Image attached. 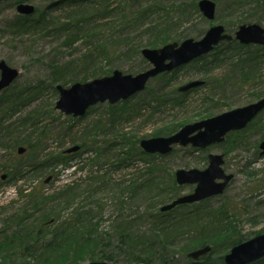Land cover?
Masks as SVG:
<instances>
[{
	"label": "rangeland",
	"instance_id": "1",
	"mask_svg": "<svg viewBox=\"0 0 264 264\" xmlns=\"http://www.w3.org/2000/svg\"><path fill=\"white\" fill-rule=\"evenodd\" d=\"M106 1L0 2V61L19 71L0 92V232L17 230L8 218L22 216L18 213L32 216L29 223L34 225L44 216L51 217L57 221L56 226L72 215L92 226L99 242L93 259L80 264L106 261L101 257L114 251L120 228L127 222L136 226L129 233L134 232L133 238H137L138 232L147 236L160 233L153 230V224L159 221L161 229L170 220L168 232L174 236V246L167 255L176 264L194 261L185 249V236L178 235L186 231L180 226L192 236H207L217 211L228 216L217 218L221 233L232 221L236 231L246 237L244 241L264 234V154L259 150L264 140V118L259 130L256 126L247 130L232 147L225 143L205 150L177 146L162 156H147L138 150L143 139L168 137L186 124L262 99L264 46L236 41L242 45L237 48L223 42L216 53L150 79L146 89L128 101L97 104L82 117L56 109L58 85L69 88L77 82L111 76L115 70L135 76L151 69L143 49H159L187 39L199 41L216 25L224 26L232 35L242 25L259 24L264 28V0H212L216 3L213 20L200 10L201 0ZM20 2L32 5L34 14L21 15L17 10ZM149 7L153 8L147 17L130 23L133 14ZM163 30L166 44L152 47L150 44L161 38ZM101 45L113 54L100 57ZM196 80L204 83L190 91H179ZM125 137L131 144L138 143V151L122 145L128 143ZM76 145L84 148L63 154ZM20 147L25 149L22 154L18 152ZM209 154H223L222 168L233 175L224 194L207 199L202 206L186 203L162 211L166 204L196 187L178 185L176 172L206 169ZM149 169L157 179L154 192L148 196L145 191L130 192L134 179ZM20 171H24V178L12 177ZM117 184L121 186L118 192ZM122 190L127 197L117 196ZM182 215L190 219L181 220ZM225 245L224 241L216 245L215 258L230 251H222ZM116 255V264H135L126 253ZM215 258L213 263L220 264ZM0 264H5L2 256Z\"/></svg>",
	"mask_w": 264,
	"mask_h": 264
},
{
	"label": "water",
	"instance_id": "2",
	"mask_svg": "<svg viewBox=\"0 0 264 264\" xmlns=\"http://www.w3.org/2000/svg\"><path fill=\"white\" fill-rule=\"evenodd\" d=\"M2 1L9 0H0V2ZM199 8L207 19L213 20L215 18L216 3L212 0H201ZM34 11L35 8L31 5H18V12L21 14H33ZM225 31L224 26L216 25L211 27L199 41L187 39L181 44L170 43L159 49H143V56L150 61L153 67L135 76L115 70L111 76L98 78L87 83L77 82L69 88L58 85L57 90L60 93V98L56 104V109L67 115L82 117L90 107L99 103L109 102L110 104H116L120 101L128 100L133 95L142 92L150 79L210 53L223 41H232L234 36ZM236 39L246 45L252 43L264 45V28L259 24L242 25L236 32ZM0 72L1 92L18 77L19 71L11 68L5 61H0ZM203 83L200 80L192 81L180 87L179 90L186 92L201 86ZM263 110L264 97L246 106L238 107L195 123L186 124L178 132L168 137L143 139L140 142V146L148 154L160 153L162 155L171 153L174 146L177 145L183 147L190 145L205 149L212 144L224 141L230 131L247 127ZM80 148V146H74L66 152H77ZM260 148L264 152V141ZM18 152L22 154L25 149L20 147ZM209 160V166L205 170L180 169L176 172L178 185L196 184L195 190L193 193L181 196L172 203L165 205L162 211H169L178 205L186 203H196L221 194L224 191L229 181L233 178L232 175H227L222 168L224 157L223 155L211 154ZM221 179L223 182H217V180ZM211 250V246H205L190 252L188 257L198 260L210 253ZM262 258H264V234L234 246L224 256L226 264H250ZM87 264L112 263L93 261Z\"/></svg>",
	"mask_w": 264,
	"mask_h": 264
},
{
	"label": "trees",
	"instance_id": "3",
	"mask_svg": "<svg viewBox=\"0 0 264 264\" xmlns=\"http://www.w3.org/2000/svg\"><path fill=\"white\" fill-rule=\"evenodd\" d=\"M107 1L106 3H111ZM152 8L153 7H149L148 9L142 8L141 10H138V12L130 17V23L134 22L136 24L141 19L147 17L152 11ZM116 10L119 11V9ZM127 21L129 20L127 19ZM166 42L167 37H165L163 30L161 38L150 45L152 47H156L161 44H166ZM228 45L232 47L236 46L237 48L242 47V45L236 41L229 42ZM100 48L102 49L100 57H108L113 54L112 52L107 51L105 45H101ZM215 51H218V48H216ZM202 59L203 57L199 58L198 60ZM176 102H179V100H176ZM263 118L264 115L260 117L258 126L260 125V122ZM171 132L172 131H170V133ZM125 140L128 143L122 144L123 146L131 145V150H137L135 146H138V143L135 142L131 144L130 139L128 138ZM82 148H84V146ZM107 150V154H111L110 149ZM131 150L129 153L132 152ZM138 150L140 153H143L140 147H138ZM123 152L126 151L123 149ZM37 166L41 167V169L45 168V166L42 164ZM23 173L24 171H20L18 176L14 177L13 175L12 177L15 179L17 177L19 179L21 177L24 178ZM134 180L135 182L132 184V186H130V192L132 193L140 194V191H145V194L148 196L151 191L154 192V190L157 188V179L154 176V171L152 169H149L147 172H140L138 177ZM141 180L142 182H140ZM172 182L174 185L176 184L174 181ZM116 186L118 192V189H121V186L119 187L118 184ZM23 191L24 190H21V192ZM119 194H125L121 195L119 198H123L127 195L123 190L120 191L117 196H119ZM207 201L208 200H204L195 205L202 206ZM38 203L39 202H37V204ZM18 214L22 216L15 214L8 218L11 224H16L17 230L11 232L8 229H3L0 232V256L3 257V263L5 264H80L82 262H86L88 258L89 260H92L93 258L91 256L94 255L95 251L99 250V242L96 240L97 237L94 229H92L93 227L85 225L83 221L76 219L72 215L71 217H65L64 222L56 226L55 224L57 221L55 219H51V217L48 216H44L41 220L42 222H40L38 225H34L29 223L32 216H27L26 212ZM213 214L214 217L210 222V228L212 229L205 233L207 236H202L203 233L192 236L193 234L190 231H187L184 226H180V229L186 230H182L180 233L178 232V235H181V237L185 236V238H183V242L187 245V247H185V249H188L187 253L205 245H210L213 247L212 252H210V254L205 259L202 260L201 258L196 262L190 261L188 264H214V255L217 252L216 245L219 242H226L227 245H225L224 250L222 251H228L230 248L242 243L246 239V237L240 235L239 232L236 231L237 227L232 221L226 223L225 231L224 233H221L217 225V223L221 222H216L217 218L220 216H222V218H227L228 216L227 214H223L222 210ZM180 219L188 220L190 219V216L182 215ZM169 223H171L170 220L165 221V223H163L164 226L159 229V225L161 223L157 221L153 224V230H160V233H152L151 235L147 236L146 234L141 235L140 232H138L139 235H137V238H133V236L136 235L134 232L133 234L129 233V229L132 232V230L137 229L136 226L132 222L125 223L127 226L120 228L121 232H119V240H117V244H114L113 246L114 251H112L111 254L103 255L101 259L110 261L112 264H116L118 260L116 259V254L118 252L119 254L126 253L132 258L131 262L133 260L135 261V264H155L157 261L159 264H176V262H174L176 260L170 262L167 255V252L169 250L172 251V247L174 246V236L170 235L168 232ZM187 226H189V224H187ZM128 251L131 253L129 254ZM132 252H134V256H132ZM215 259H217L220 264H225L224 256L220 255ZM250 264H264V258L256 260Z\"/></svg>",
	"mask_w": 264,
	"mask_h": 264
},
{
	"label": "flooded vegetation",
	"instance_id": "4",
	"mask_svg": "<svg viewBox=\"0 0 264 264\" xmlns=\"http://www.w3.org/2000/svg\"><path fill=\"white\" fill-rule=\"evenodd\" d=\"M19 4H26V3L20 2ZM233 41H236V40L234 39ZM233 41H231V42H233ZM192 90H193V89H192ZM189 91H190V90H189ZM252 103H253V102H252ZM249 104H251V103H249ZM229 111H230V110H229ZM263 112H264V110H263L262 112H260V114H258L257 117H255V118H254V119L248 124V126L245 127L244 129L230 131V132L226 135L224 141H222V142H218V143H215V144H212V145L208 146V147L205 148V149H208V148H210V147H212V146H214V145H216V144H220V143H225L226 145H229L230 147L236 145V143L240 140L239 137H241V135H242L244 132H246V131L249 130V129H252L254 126L257 127L256 129H258V130L260 129V128L258 127V122H259V121H258V120H259L258 118H259V116H260ZM210 118H211V117H210ZM194 123H195V122H194ZM256 129H255V130H256ZM263 141H264V140H263ZM263 141H262V142H263ZM262 142H261L260 145H259V150H260L262 153H264L263 150L260 148ZM195 148H196V147H195ZM198 149L205 150V149H203V148H198ZM210 155H211V154L208 155V160H209V156H210ZM222 155H223V154H222ZM223 157H224V155H223ZM209 162H210V160H209ZM208 166H209V164H208ZM232 179H233V178H232ZM232 179H231V180H232ZM231 180L229 181L228 185L226 186V188L224 189V191H223L221 194H218V195H215V196L209 197V198H207V199H211V198H213V197H216V196H219V195L224 194V192L226 191V189H227L228 186L230 185ZM217 182H223V180H222V179H221V180H217Z\"/></svg>",
	"mask_w": 264,
	"mask_h": 264
},
{
	"label": "bare ground",
	"instance_id": "5",
	"mask_svg": "<svg viewBox=\"0 0 264 264\" xmlns=\"http://www.w3.org/2000/svg\"><path fill=\"white\" fill-rule=\"evenodd\" d=\"M252 45H259V44L252 43ZM232 176H233V175H232Z\"/></svg>",
	"mask_w": 264,
	"mask_h": 264
}]
</instances>
